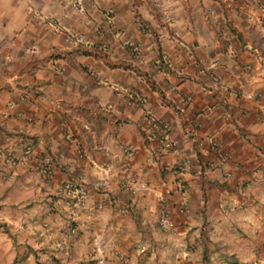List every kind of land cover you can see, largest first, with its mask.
<instances>
[{"label": "crops", "instance_id": "obj_1", "mask_svg": "<svg viewBox=\"0 0 264 264\" xmlns=\"http://www.w3.org/2000/svg\"><path fill=\"white\" fill-rule=\"evenodd\" d=\"M0 264H264V0H0Z\"/></svg>", "mask_w": 264, "mask_h": 264}, {"label": "built area", "instance_id": "obj_2", "mask_svg": "<svg viewBox=\"0 0 264 264\" xmlns=\"http://www.w3.org/2000/svg\"><path fill=\"white\" fill-rule=\"evenodd\" d=\"M85 39V35L80 32H74L72 34L67 35V41L70 44H79L81 41ZM112 86L116 89H121L122 85L118 82H114ZM125 100L127 103L132 105H140L146 107V115H145V123L148 128V134L150 139L159 141L161 144L162 150L177 152L176 143L170 137L169 130L170 125L162 122L150 109H148V98L144 96L141 92L136 90L125 91L124 92ZM18 105L17 102H13L11 104L12 107H16ZM109 107H113V104H109ZM33 147L32 145L28 144L25 146L23 151L19 156H11L5 155L3 158L5 161L12 165L17 164H27L32 156ZM41 171L44 175H47L54 162L50 156L45 157L41 162ZM99 187L105 186V182L100 181L98 182ZM61 193L68 198L69 203L72 207L77 206L87 195L86 188L78 183L69 181L67 182L63 188L61 189ZM168 224V218L166 214H163L160 219V225L165 227ZM46 226H48L46 224ZM74 231V229H72Z\"/></svg>", "mask_w": 264, "mask_h": 264}]
</instances>
